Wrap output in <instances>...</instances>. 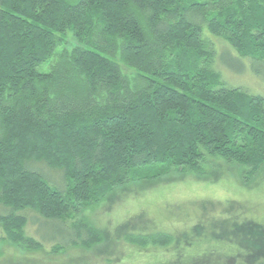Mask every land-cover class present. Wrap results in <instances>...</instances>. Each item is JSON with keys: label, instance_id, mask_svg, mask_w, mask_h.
I'll use <instances>...</instances> for the list:
<instances>
[{"label": "trees", "instance_id": "obj_1", "mask_svg": "<svg viewBox=\"0 0 264 264\" xmlns=\"http://www.w3.org/2000/svg\"><path fill=\"white\" fill-rule=\"evenodd\" d=\"M215 40L239 62L264 66V0H0L4 238L43 247L17 213L29 209L48 221L42 225L56 233L52 240L66 245L69 234L71 245L90 248L104 236L74 214L133 178H206L212 158L237 165L244 184L256 177L264 166V97L226 84L212 67ZM31 161L43 162L66 188L28 169ZM235 230L238 243L259 254L249 264H264V227L250 221ZM125 239L173 241L161 232ZM229 241L210 246L231 251ZM188 242L191 248L178 245L147 264H211Z\"/></svg>", "mask_w": 264, "mask_h": 264}, {"label": "rangeland", "instance_id": "obj_2", "mask_svg": "<svg viewBox=\"0 0 264 264\" xmlns=\"http://www.w3.org/2000/svg\"><path fill=\"white\" fill-rule=\"evenodd\" d=\"M68 38L69 44L77 43L70 33ZM215 41L216 56L212 67L220 72L226 84L264 97V66L251 61L239 62L238 56H233L225 43ZM121 68L126 74H135L123 64ZM39 69L48 71L49 63ZM41 163L31 161L26 167L41 173L54 186L65 189L66 179L63 184L53 175L54 180L48 175L51 170ZM238 169L237 165L231 166L221 158H212L206 178L178 172L164 173L157 178H133L113 189L98 204L74 214L76 219L86 217L104 236L103 242L90 248L71 245L73 237L69 234L65 235L66 245L59 237L52 240L56 233L42 225L48 221L34 212H27L29 209L19 211L18 214H25L28 219L26 233L41 241L43 247H21L6 240L0 229V264H147L156 256L175 252L178 245L188 246V241L196 242L192 247L196 249L194 252L207 257L211 264H217L218 260L221 264H249L257 250L238 243L240 235L235 228L250 221L264 227V166L247 184L240 179ZM160 232L172 236L170 246H141L125 239L130 233ZM206 238L211 240L210 244ZM218 238L230 240L231 251L222 244L220 248L211 247ZM198 242L201 243L199 247ZM56 246L64 249L53 252Z\"/></svg>", "mask_w": 264, "mask_h": 264}]
</instances>
